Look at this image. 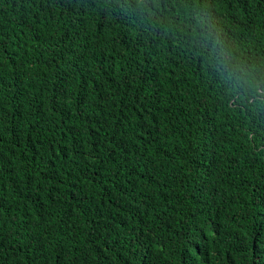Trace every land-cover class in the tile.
Masks as SVG:
<instances>
[{"label":"trees","instance_id":"obj_1","mask_svg":"<svg viewBox=\"0 0 264 264\" xmlns=\"http://www.w3.org/2000/svg\"><path fill=\"white\" fill-rule=\"evenodd\" d=\"M200 12L264 80V0H0V264H264V102Z\"/></svg>","mask_w":264,"mask_h":264},{"label":"clouds","instance_id":"obj_2","mask_svg":"<svg viewBox=\"0 0 264 264\" xmlns=\"http://www.w3.org/2000/svg\"><path fill=\"white\" fill-rule=\"evenodd\" d=\"M191 19L196 25L194 34L204 40L206 51L213 54L215 60V73L220 78L230 81L232 87L240 91L242 96H246L250 93L251 99L248 100V103L264 102V80H260L259 78L255 80L247 78L241 80L238 66L226 64L224 62V49L221 47L222 41L216 29L211 26L210 22L204 19V14L202 12L197 13L192 16ZM188 38L189 41H187L186 46L181 48L184 49L186 53H189L194 46L192 39L190 37ZM217 52L220 53L219 56L215 55Z\"/></svg>","mask_w":264,"mask_h":264}]
</instances>
